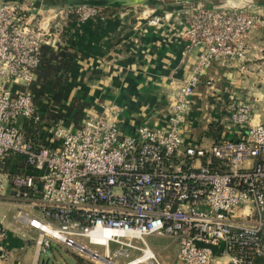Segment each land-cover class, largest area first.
<instances>
[{
  "label": "built area",
  "instance_id": "1",
  "mask_svg": "<svg viewBox=\"0 0 264 264\" xmlns=\"http://www.w3.org/2000/svg\"><path fill=\"white\" fill-rule=\"evenodd\" d=\"M105 8L74 5L66 12L78 22L105 20ZM188 11L185 52L202 50L193 71L169 94L166 124H141L127 133L122 110L112 104L103 112L90 110L79 124L71 117L45 124L48 144L37 148L21 121L43 120L31 87L42 48L59 51L63 43L32 25L22 5L0 2V203L10 196L28 206L17 210L11 228L23 237L25 228L34 230L41 252L57 244L94 258L85 248L103 246L110 264L114 244V256L129 258L126 264H165L146 240L154 235L176 244L178 264H264V80L261 99L243 95L216 120L221 138L208 147L201 140L186 143L191 125L203 116L193 114V103L204 69L247 61L259 18L243 8ZM161 21L156 16L150 24ZM7 236L0 221V250Z\"/></svg>",
  "mask_w": 264,
  "mask_h": 264
},
{
  "label": "crops",
  "instance_id": "2",
  "mask_svg": "<svg viewBox=\"0 0 264 264\" xmlns=\"http://www.w3.org/2000/svg\"><path fill=\"white\" fill-rule=\"evenodd\" d=\"M228 1L205 0V7L231 6L232 2ZM0 2L22 5L32 25L50 30L61 39L63 46L57 52H67L73 59L64 101L78 104L83 114L80 122L90 110L103 112L107 106L115 104L122 110L121 125L127 133L141 124H166L163 109L169 94L193 71L202 50L193 48L185 52L187 41L183 37L188 10L195 7L196 2L191 6L168 0L166 5L158 8L153 5L148 11L126 7L105 10V20L91 18L84 22L67 14V7L74 5H65L63 0ZM156 16L162 21L153 26L150 19ZM260 27L257 25L250 35L249 47L255 52L249 54L247 61L214 62L204 69L193 103V114L200 113L201 116L203 111V116L193 124L190 121L192 127L186 143L196 144L201 140L205 145L207 135L211 133L205 137L202 133L208 132L210 125L241 96L261 99L264 41H253L252 36ZM60 75L64 76L65 72ZM262 107L263 103L259 101V115H262ZM8 160L11 163V157ZM26 207L10 196L0 203V221L8 231L0 250V264H39L42 254L36 244L37 233L27 227L24 230L28 237H23L11 228L17 210ZM160 238L166 239L167 243L160 246L156 237H149L155 251L165 264H178L176 244L170 238Z\"/></svg>",
  "mask_w": 264,
  "mask_h": 264
},
{
  "label": "trees",
  "instance_id": "3",
  "mask_svg": "<svg viewBox=\"0 0 264 264\" xmlns=\"http://www.w3.org/2000/svg\"><path fill=\"white\" fill-rule=\"evenodd\" d=\"M73 17L76 18L74 15ZM72 65L73 59L67 52H57L56 49L48 45L42 48L41 64L37 72L38 78L31 88L43 120L23 119L21 121L26 139L33 142L37 148L48 144L43 136V127L46 123H55L61 117H71L79 124L83 115L78 104L75 102L67 104L64 101L66 100L64 90L68 88V72ZM61 72H65V75L61 76ZM215 130L214 126L210 125L208 132L212 133ZM219 132H221L220 128ZM9 166L10 162H6L5 169ZM54 248L52 247L50 252H54ZM75 258L80 263V257L76 255Z\"/></svg>",
  "mask_w": 264,
  "mask_h": 264
},
{
  "label": "rangeland",
  "instance_id": "4",
  "mask_svg": "<svg viewBox=\"0 0 264 264\" xmlns=\"http://www.w3.org/2000/svg\"><path fill=\"white\" fill-rule=\"evenodd\" d=\"M168 0H145L143 2L137 3L135 5H125L122 3H114L111 4L109 6H104L106 7L105 9L108 11H116L118 9H123V8H128V9H133V8H141L144 11H148L150 8H152V6H156V8H158L159 5H166ZM232 3L230 4L231 6H224L228 9L230 8H243V9H252L254 11L258 12V18H259V23L258 25H261V27L259 29H257L252 36L254 37V40H262L264 41V0H229ZM228 1V2H229ZM176 2H180L182 4L186 3V4H190L191 6L195 3L197 4L195 7H205V0H176ZM227 2V3H228ZM63 3L66 5L69 2L66 0H63ZM185 9H187V7H185ZM111 13V12H110ZM252 37V38H253ZM254 53L255 51L253 49L250 50L249 47V51L248 54L250 53ZM261 52V51H260ZM264 52V51H263ZM260 54V53H259ZM264 80V79H263ZM262 85V84H261ZM262 91V90H261ZM203 113V111H202ZM214 128L216 129L214 132H212L211 134L207 135V141L202 143V145L208 147L209 145H207L211 139L213 138H221L223 135L221 134L222 128L219 126V124H217V122H215V124H213ZM219 128L221 130V132H219ZM217 132V133H216ZM13 157L11 158V163H13ZM9 162V160L7 161ZM11 163L9 166V169H11ZM17 163V161H16ZM23 164H20V166L18 168H16L15 170H19L20 168H22ZM7 170H9L8 168H6ZM149 237H156V242L157 244H159L160 246L164 245L165 243H167L166 239H162L160 238V236H148L146 238L147 242L150 244V246L153 248V246L151 245L152 242L149 241ZM87 242V241H86ZM91 248L97 250L99 253V255L103 256L106 258L107 255H103L106 254V248L103 246H94V245H89ZM55 251L54 252H49V253H43L41 252V257L39 260V264H107L105 261H98L94 258H92L91 256H87L86 254L73 250V249H68L62 245H55L54 246ZM118 246L116 245H112L110 248V258L111 261L115 264H126V262L129 261V258H122V259H118L114 256V251ZM89 248V247H87ZM89 248V249H91ZM91 249V250H93ZM155 250V248H153ZM95 250H93L94 252H96ZM97 253V252H96ZM134 256L139 255L138 251L133 250L132 251ZM80 257L81 261L79 263V261L75 258V256ZM110 261V260H109ZM110 262V264H113Z\"/></svg>",
  "mask_w": 264,
  "mask_h": 264
},
{
  "label": "water",
  "instance_id": "5",
  "mask_svg": "<svg viewBox=\"0 0 264 264\" xmlns=\"http://www.w3.org/2000/svg\"><path fill=\"white\" fill-rule=\"evenodd\" d=\"M72 5H93V6H109L114 3H122L125 5H135L145 0H68ZM197 245L202 248H210L213 253L217 251V247L207 243L197 241Z\"/></svg>",
  "mask_w": 264,
  "mask_h": 264
},
{
  "label": "bare ground",
  "instance_id": "6",
  "mask_svg": "<svg viewBox=\"0 0 264 264\" xmlns=\"http://www.w3.org/2000/svg\"><path fill=\"white\" fill-rule=\"evenodd\" d=\"M101 240H102L103 242H106L107 237H103V238H101ZM85 249H86V251L91 252L93 255H97L96 257H94L95 259L100 260V261L103 260V261H105L106 263L109 262L108 256H106V258H105V257H103V256H101V255H99V254H96V252H94L93 250H91V249H89V248H85Z\"/></svg>",
  "mask_w": 264,
  "mask_h": 264
}]
</instances>
